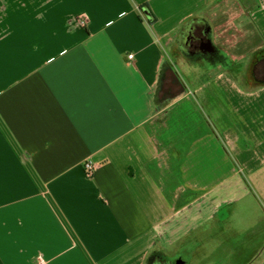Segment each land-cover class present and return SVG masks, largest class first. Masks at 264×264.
<instances>
[{"label": "crops", "instance_id": "obj_1", "mask_svg": "<svg viewBox=\"0 0 264 264\" xmlns=\"http://www.w3.org/2000/svg\"><path fill=\"white\" fill-rule=\"evenodd\" d=\"M263 60L264 0H0V264H264Z\"/></svg>", "mask_w": 264, "mask_h": 264}, {"label": "flooded vegetation", "instance_id": "obj_2", "mask_svg": "<svg viewBox=\"0 0 264 264\" xmlns=\"http://www.w3.org/2000/svg\"><path fill=\"white\" fill-rule=\"evenodd\" d=\"M191 24L183 27L182 31L178 34L176 39V50L180 51V54L190 61L197 63L220 61V50L214 47L211 43L212 33H205L206 21L203 19L193 18L188 21ZM261 62V61H260ZM254 73L257 77H264V61L261 66L254 68ZM187 254L181 253L174 264L187 263ZM155 259L152 258L151 263H155Z\"/></svg>", "mask_w": 264, "mask_h": 264}, {"label": "rangeland", "instance_id": "obj_3", "mask_svg": "<svg viewBox=\"0 0 264 264\" xmlns=\"http://www.w3.org/2000/svg\"><path fill=\"white\" fill-rule=\"evenodd\" d=\"M239 24H241V23H239ZM234 25H235V24H234ZM237 26H238V24H237ZM233 30H235V29L233 28ZM174 46L176 47V45H174ZM175 47H174V48H175ZM173 50H176V49H173ZM168 51H169V48H168ZM169 52H170V51H169ZM175 53H177V52L175 51ZM176 55L178 56V58H180V59L183 60L181 54H176ZM176 55H174V56H175V59L177 60ZM253 60H254V59H253ZM177 61H178V60H177ZM263 61H264V60H263ZM263 61L258 62V64H257V62H256L255 64H253L254 62L251 61L250 64H249V66H248V68H247V71H248V74H247V75H248V76L253 75V72H252V71H253V67H252V66L254 65V68H255V70H256L257 67L261 66V63L263 64ZM255 75H257V74H255ZM210 77H213V74H211ZM258 78H259V77H258ZM198 102L201 104V105H200V109L203 110V111H204V110L207 111V109H206L207 107L204 106L203 102H202V101H199V100H198ZM202 105H203V106H202ZM205 111H204V112H205ZM201 112H202V111H201ZM173 114H174V115H173V118H175V117H174L175 115L178 116V114H175V113H173ZM206 118H207V119H206L205 121L207 122V124L213 126L214 124L211 123L213 120H212L211 118L209 119V116H208L207 114H206ZM212 126H211V128H212ZM37 260H38V259H37ZM174 263H175V262H174Z\"/></svg>", "mask_w": 264, "mask_h": 264}, {"label": "water", "instance_id": "obj_4", "mask_svg": "<svg viewBox=\"0 0 264 264\" xmlns=\"http://www.w3.org/2000/svg\"><path fill=\"white\" fill-rule=\"evenodd\" d=\"M143 11L145 13V16L150 20V21H154L155 20V17L152 13V11L147 7V6H144L143 7ZM191 23L190 22H187V25H190ZM207 27H206V30H205V33L207 32V34H210L212 31H211V27L206 23ZM212 45H213V42L211 41ZM215 47V46H214ZM177 80V76L175 77V81ZM178 86H179V89H181V85L180 83H178ZM179 264H183V263H179Z\"/></svg>", "mask_w": 264, "mask_h": 264}, {"label": "built area", "instance_id": "obj_5", "mask_svg": "<svg viewBox=\"0 0 264 264\" xmlns=\"http://www.w3.org/2000/svg\"><path fill=\"white\" fill-rule=\"evenodd\" d=\"M134 55L133 54H130L129 55V58H133ZM85 169L87 171V173L92 176L94 171H95V165L92 163V162H87L86 165H85ZM37 263L38 264H46L45 260L42 258V257H39L38 260H37Z\"/></svg>", "mask_w": 264, "mask_h": 264}, {"label": "trees", "instance_id": "obj_6", "mask_svg": "<svg viewBox=\"0 0 264 264\" xmlns=\"http://www.w3.org/2000/svg\"><path fill=\"white\" fill-rule=\"evenodd\" d=\"M216 132V131H215Z\"/></svg>", "mask_w": 264, "mask_h": 264}]
</instances>
